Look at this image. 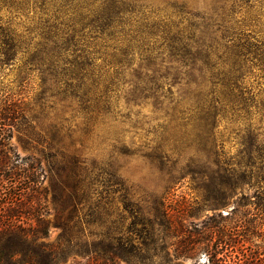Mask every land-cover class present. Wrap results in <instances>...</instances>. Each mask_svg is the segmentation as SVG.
<instances>
[{"label":"trees","instance_id":"16d2710c","mask_svg":"<svg viewBox=\"0 0 264 264\" xmlns=\"http://www.w3.org/2000/svg\"><path fill=\"white\" fill-rule=\"evenodd\" d=\"M190 1L0 0V264L255 260L224 251L264 220V0Z\"/></svg>","mask_w":264,"mask_h":264},{"label":"rangeland","instance_id":"374dc122","mask_svg":"<svg viewBox=\"0 0 264 264\" xmlns=\"http://www.w3.org/2000/svg\"><path fill=\"white\" fill-rule=\"evenodd\" d=\"M190 5L193 8L201 9L203 7V2L192 0L190 1ZM4 13V12H3ZM256 14L259 16L260 20L264 24V6L256 5ZM12 69L11 72L7 71L6 79H9L15 75V72ZM141 115L151 117L152 110L150 106H145L140 109ZM54 115L50 118L53 119ZM262 127L264 129V117L262 120ZM25 135L22 133H18L17 131L13 130L11 133V138L9 139L8 145L11 147L12 152L19 156V158H24L27 156L31 157H39L40 154L38 152V145L34 142L32 145H27L24 142ZM38 147V149H35ZM125 178L131 181L134 184H138L141 186H145L148 190H153L154 192L160 194L162 192L161 184L156 179V174L152 170L149 169L147 165H145L142 161H133L129 163L127 169L122 172ZM188 183L186 181L182 182L180 186L177 187L175 191V195L180 198L184 197L190 203H193L195 198L197 197L195 192H192L188 189ZM246 193V192H245ZM198 202V201H197ZM193 205V204H192ZM195 207V205H193ZM231 205L229 204L226 208H222L219 211L222 213H226L230 210ZM211 212L206 208H200L194 211V216L190 218L188 221L198 224L199 227L197 231L202 229L201 225L203 222L206 221V217H209ZM264 218V217H262ZM261 226L259 229L254 231V234L250 236V238L246 242H241V238H236L234 240V244L228 250L224 251V253L234 255L238 259H242L243 255L251 254L254 257V261L251 264H264V220L260 221ZM263 224V225H262ZM50 229V236L48 242H52L55 240L58 230L54 229L53 227H49ZM201 240L200 238H195V240ZM214 241V239L212 240ZM200 242V241H199ZM169 255H173V249L169 251ZM206 253L203 251H198L197 254L192 259H174L172 260L173 264H196V263H206ZM85 257L82 255H78L75 257V261L83 263ZM72 259L67 261V264H70ZM118 264H123L120 261H117Z\"/></svg>","mask_w":264,"mask_h":264}]
</instances>
